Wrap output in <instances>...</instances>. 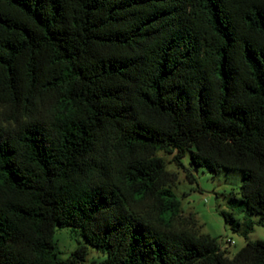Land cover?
I'll return each instance as SVG.
<instances>
[{
    "label": "trees",
    "instance_id": "obj_1",
    "mask_svg": "<svg viewBox=\"0 0 264 264\" xmlns=\"http://www.w3.org/2000/svg\"><path fill=\"white\" fill-rule=\"evenodd\" d=\"M160 152L240 171L225 220L264 223V0H0V264H264L184 214Z\"/></svg>",
    "mask_w": 264,
    "mask_h": 264
},
{
    "label": "rangeland",
    "instance_id": "obj_2",
    "mask_svg": "<svg viewBox=\"0 0 264 264\" xmlns=\"http://www.w3.org/2000/svg\"><path fill=\"white\" fill-rule=\"evenodd\" d=\"M168 164V169L178 174L175 191L182 199L184 214L195 213L202 225V232L217 237L220 245L227 250V255L233 257L248 242L264 240V223L259 224V215L251 218L255 222L254 230L245 236L242 231L232 229L227 223L223 211L231 212L229 199L232 195H238L239 187L243 180V174L236 170L222 169L215 174L207 168L194 171L191 167L190 153L183 159L184 166L179 165L173 159V154L159 153ZM196 177V182L191 183L189 174ZM236 217L243 223L244 213L235 212ZM55 241L62 258H67L80 243L81 236L77 235L73 228L65 227L59 229L55 234ZM99 254L90 248L88 260L84 264H91V259Z\"/></svg>",
    "mask_w": 264,
    "mask_h": 264
},
{
    "label": "water",
    "instance_id": "obj_3",
    "mask_svg": "<svg viewBox=\"0 0 264 264\" xmlns=\"http://www.w3.org/2000/svg\"><path fill=\"white\" fill-rule=\"evenodd\" d=\"M196 171H198V168H195Z\"/></svg>",
    "mask_w": 264,
    "mask_h": 264
}]
</instances>
